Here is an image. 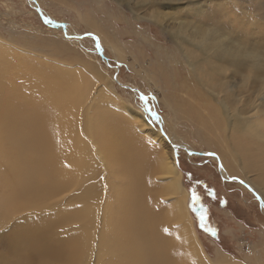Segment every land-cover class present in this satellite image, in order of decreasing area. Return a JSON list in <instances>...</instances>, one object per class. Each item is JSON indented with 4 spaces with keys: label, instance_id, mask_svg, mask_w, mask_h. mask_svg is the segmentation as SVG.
<instances>
[{
    "label": "rangeland",
    "instance_id": "374dc122",
    "mask_svg": "<svg viewBox=\"0 0 264 264\" xmlns=\"http://www.w3.org/2000/svg\"><path fill=\"white\" fill-rule=\"evenodd\" d=\"M85 33L99 37L101 47ZM140 93L155 97L150 104L159 121L143 111ZM0 94V178L20 158L36 166L29 151L38 150L35 141L61 151L67 174L52 186L24 177L23 207L0 219V264H35L36 253L18 243L16 228L61 212L51 232L59 239L81 234L86 249L79 264H109L104 241L119 238L129 224L113 204L126 181L124 151L113 149L147 135L146 182L158 226L179 234L184 227L174 213L177 194L165 190L173 176L157 168L167 155L200 253L211 264L220 254L233 264H264V181L254 153L256 164L236 143L246 134L264 154V0H0ZM12 102L19 113L10 112ZM26 108L39 113L26 121ZM42 125L50 139L35 135L29 143L23 132ZM79 148L88 153L82 161ZM217 157L229 172L223 174ZM90 185L95 194L78 197ZM193 190L200 197L195 204ZM33 196L38 206H29ZM180 264L188 263L180 258Z\"/></svg>",
    "mask_w": 264,
    "mask_h": 264
},
{
    "label": "bare ground",
    "instance_id": "6f19581e",
    "mask_svg": "<svg viewBox=\"0 0 264 264\" xmlns=\"http://www.w3.org/2000/svg\"><path fill=\"white\" fill-rule=\"evenodd\" d=\"M2 97L3 96L0 94V98ZM3 100H5V98ZM43 102L44 101H42V103ZM33 104L35 105V103ZM12 105H13L12 106L13 111L12 110L9 111L14 114L19 113L20 107H17L16 104H13V102ZM38 106H40V102ZM15 107L19 108V110H14ZM22 107L23 106H21V108ZM24 108L25 107H23V109ZM26 109H28L26 112L22 110L23 112L26 113V114L24 113L25 114L24 116L27 117L26 121L30 115L35 116L33 115V113L37 114L38 112V109L35 110L34 112L32 109L30 110L29 108ZM37 115L36 118L41 117V116L37 117ZM103 116L101 117L103 118ZM36 118H34L35 120H33L34 124L35 121H37ZM116 120L119 121L118 119H115L114 121ZM43 125H45V123ZM43 125L41 126L42 130L40 132L33 131L34 125L32 128L33 130L27 129L29 130V133L23 132V134L28 135L29 143H32L30 139L32 136L34 137L35 135L40 137L47 136L46 130H43L42 128ZM117 125L118 124H116V126ZM36 126L35 128L39 130ZM141 127L143 130H146L144 124H141ZM147 134L148 133H146V135ZM60 135L62 141V134ZM47 138L48 140L50 139L49 136H47ZM147 141H148V135L145 137V139H137L135 137H132L128 144H123V145L116 144V146H114L115 148L113 149V151H117V152L119 150L124 151L123 152L124 156L121 155L123 158L119 161V164H120L121 174L126 177V181L125 183H123L121 187L122 192H121L120 200L117 199L113 204L118 205L119 211L125 218L124 221H126V223L129 224L123 225L121 227L119 238L109 239L107 237L105 239L104 244L107 243L105 245V250L107 252L106 253L107 259L110 258L109 264H180V258L186 259V262L188 264L189 263L211 264L212 261L209 260L208 258L206 259L200 253L199 248L195 246L196 241L194 239V234L192 230L193 226L190 220L191 215H189L190 213L186 209L187 197L186 194L185 195L182 194L183 190L181 189V186L178 189V183L176 182V179H174V176H176L174 161L167 155H160V157L158 158L157 168L161 173H167L173 176L168 182L167 188H165V190H167V192L171 193L172 195L177 194L176 202L173 204L174 213L181 220L184 227L181 228V234H179L174 232L172 233L169 231V229H168V233H166L161 228V225L160 227L158 226L156 221V213H154V211H152L150 208L151 199L149 196L151 195L148 194V189H147L148 183L146 182L149 179V172L145 165L149 162L148 160L149 158H146L145 154H148L147 150L151 151L152 148L150 147L151 145ZM39 143L41 145H39L37 141H35V145L37 147L36 149H38L35 152V154L33 153V151L29 150L31 154L30 162L31 164L35 162L36 166L24 165L23 164L24 160H22V158L13 162L14 165H10L9 164L10 162H8L9 164L8 171L7 173L3 174L0 178V219L7 217L12 212H15L23 207L24 198H22V193H23L22 182H24L23 180L24 177H26L27 179H31V178H35L38 180L42 179L48 183V186H52L58 183V181L60 180L67 179V174L63 170V165L61 164V162L64 161V159H62L61 156V151H58L56 148L53 150L52 148L53 144H51L50 141L49 142L39 141ZM236 143L238 145V148L241 150L243 156L244 155L246 156L245 158H247L248 160H250L252 163L255 164L258 161L259 164L258 168H260L259 175L260 178L264 181V154L260 153L257 150H254V147L252 146L253 142L249 140L246 134L239 135V138L237 139ZM66 146L67 143H64V147H63L64 153H66ZM81 150L83 149L81 148L78 149V153L82 157L81 159L79 158L80 159L79 161L84 160L88 154L87 152H84L81 155ZM126 151H128V153ZM250 151L254 153V156L256 157L257 161L256 159L250 156ZM48 152L50 154H48ZM51 152H53V154ZM189 152H191V150H189ZM194 154H196V152ZM217 158H218L217 160H219L221 165L223 166V174L229 172L230 170L225 166L222 158L220 157ZM110 159L112 160V158ZM139 159H141V161ZM145 161L148 162L145 164ZM136 162H138L137 165H135ZM151 162L147 164L148 167L149 165H151L150 164ZM110 163L114 165L113 161ZM78 165L80 169L79 162ZM132 169H133L132 175L131 177L128 178L126 173L127 171ZM33 170H36L37 172L36 175L28 173ZM138 180H140L139 184H141V188H140L141 196H140V191H138L137 189V186L139 184L137 183L138 185L135 186ZM93 190H94L93 185L86 186L80 192V195L78 197L87 198L88 195L92 197L95 194V191ZM145 191H146V195H145ZM130 200L132 201L133 206L125 207L124 203ZM121 202L122 204H120ZM38 205L39 202H37L34 199V196L29 198V206H38ZM152 207H154L153 202H152ZM64 215L65 213L61 212L60 214L56 215L55 218L53 219L28 220L17 226L16 236L18 237V243L24 246L25 248L34 250L37 258L35 264H51V261L54 259H60L66 262H72L75 260V264H79L82 261L81 259L82 254L85 251L86 247L83 249L84 240H82L81 234L72 232L70 236L63 239H59L58 237L54 236L53 233L51 232L50 225L52 223L56 224L59 220L64 218ZM172 216L173 215L171 214L168 217H172ZM165 220H163L164 224H165ZM10 245L13 244L10 243ZM233 263L234 262L229 257L223 256L221 254L217 256L215 260V264H233ZM18 264H31V263L29 261H21Z\"/></svg>",
    "mask_w": 264,
    "mask_h": 264
},
{
    "label": "snow or ice",
    "instance_id": "6c2138e0",
    "mask_svg": "<svg viewBox=\"0 0 264 264\" xmlns=\"http://www.w3.org/2000/svg\"><path fill=\"white\" fill-rule=\"evenodd\" d=\"M45 22L51 23L52 21L45 17ZM87 36H92L94 40L96 41V46L99 49L101 45L99 44V37H96L94 33H85ZM155 99L154 96H149L144 93L139 94V100L140 102L144 105L143 111L148 114V117L153 120V121H159L161 117L159 116V113L154 110L152 105L150 104V100ZM210 155L215 156V153H210ZM232 179H236V177H232ZM241 183H244V181H240ZM191 200L193 204L198 203L200 201V197L196 194L195 190L192 191L191 193ZM200 223V226L203 228L204 227V221L206 219V213L201 211L199 216H198ZM167 231V230H166ZM213 232H215V229H212Z\"/></svg>",
    "mask_w": 264,
    "mask_h": 264
},
{
    "label": "water",
    "instance_id": "95a60500",
    "mask_svg": "<svg viewBox=\"0 0 264 264\" xmlns=\"http://www.w3.org/2000/svg\"><path fill=\"white\" fill-rule=\"evenodd\" d=\"M37 11H38L39 14H41L38 8H37ZM49 24L52 25L53 27H55V26H59V24H57V23H53V22H51V23H49ZM231 179H232V178H231Z\"/></svg>",
    "mask_w": 264,
    "mask_h": 264
}]
</instances>
